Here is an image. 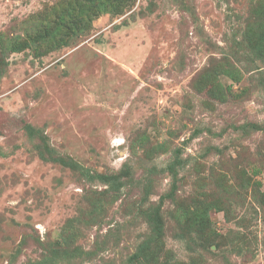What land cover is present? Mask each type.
<instances>
[{"label":"rangeland","instance_id":"374dc122","mask_svg":"<svg viewBox=\"0 0 264 264\" xmlns=\"http://www.w3.org/2000/svg\"><path fill=\"white\" fill-rule=\"evenodd\" d=\"M90 1L0 0V264H264V0Z\"/></svg>","mask_w":264,"mask_h":264},{"label":"trees","instance_id":"16d2710c","mask_svg":"<svg viewBox=\"0 0 264 264\" xmlns=\"http://www.w3.org/2000/svg\"><path fill=\"white\" fill-rule=\"evenodd\" d=\"M114 2L117 3L116 10L114 11V13H116V15H117V14L122 13V11H124L125 7L128 6V4L131 2V0H91L89 5H87L84 9H82L80 11V13H82V14L75 21L77 30H80V29H78V25L83 24V26H84L86 22L91 21L93 19H97L98 16L102 12H104L107 8H109L111 3L114 4ZM60 25H62V24L60 23ZM67 28H70V30L72 31L71 25L68 24V26L65 27V29L68 30ZM72 32H75V31H72ZM27 45L28 44H26V46ZM21 48L22 47H13L12 50L17 51V50H20ZM232 77L235 78V76H232ZM254 173H256V171ZM195 217L196 218L201 217V218H203V221L208 222V220H207V209L200 214H196ZM203 224H205V223L202 222V225Z\"/></svg>","mask_w":264,"mask_h":264}]
</instances>
